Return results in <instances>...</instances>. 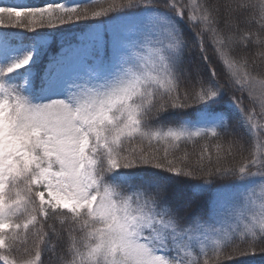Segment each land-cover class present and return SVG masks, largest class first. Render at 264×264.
<instances>
[{"label": "snow or ice", "instance_id": "6c2138e0", "mask_svg": "<svg viewBox=\"0 0 264 264\" xmlns=\"http://www.w3.org/2000/svg\"><path fill=\"white\" fill-rule=\"evenodd\" d=\"M5 18L33 35L0 32V264L264 257V0H0ZM34 23L91 31L52 52Z\"/></svg>", "mask_w": 264, "mask_h": 264}, {"label": "trees", "instance_id": "16d2710c", "mask_svg": "<svg viewBox=\"0 0 264 264\" xmlns=\"http://www.w3.org/2000/svg\"><path fill=\"white\" fill-rule=\"evenodd\" d=\"M16 0H3V3H14ZM24 3L29 4H44V3H64L68 6L73 5H81L82 9H87L89 13L92 10H100L102 8H107L110 3L113 2V0H92L91 3H87L86 0H22ZM118 2V0H117ZM15 22L9 21L6 18L0 22V32H10V33H21L22 35L26 37H30L33 35V33L27 32L24 27H13L12 25ZM21 25L28 24V21H21ZM32 27H35L38 32L42 34V38L49 44H51L52 52H55L56 48L59 44H66V43H74L77 39L83 38L81 36V33H84L85 36L91 31V29H86L83 27V23L77 24V25H69L65 24L63 26L58 27L55 29V38L56 43H52V37L49 35H44L45 33H48L49 31H52L47 28H41L38 23H34ZM29 41L25 40V43ZM207 143L206 141H199L198 143L194 141H188L187 144L181 145V151L182 152H188L193 159H195V156L199 154L200 148L203 144ZM215 157L213 156V159ZM59 227V225H57ZM231 248L227 249L226 252L219 257L220 264H231L230 261L225 260L224 255L231 253ZM42 259L44 260V264H49L48 257L42 256ZM216 255L209 250V261L210 264H216ZM241 264H264V257H261L260 255H257L255 257H249L243 261H241Z\"/></svg>", "mask_w": 264, "mask_h": 264}]
</instances>
